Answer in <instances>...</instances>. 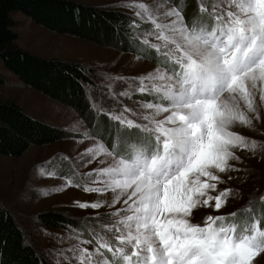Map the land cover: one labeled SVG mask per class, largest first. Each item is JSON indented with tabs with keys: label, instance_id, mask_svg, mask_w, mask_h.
I'll use <instances>...</instances> for the list:
<instances>
[{
	"label": "snow or ice",
	"instance_id": "snow-or-ice-1",
	"mask_svg": "<svg viewBox=\"0 0 264 264\" xmlns=\"http://www.w3.org/2000/svg\"><path fill=\"white\" fill-rule=\"evenodd\" d=\"M197 3L191 23L172 0L155 8L125 5L136 9L130 25L135 58L148 59L154 52L156 67L139 77L111 79L128 83L120 97L139 93L151 99L140 102L143 112L92 105L118 125L112 145L85 130L84 139L96 142L80 154V165L97 166L77 173L79 181L64 177L62 188L53 191L82 187L86 194L112 193L110 203H75L81 210L106 204L115 210L106 213L107 222L92 218L90 238L85 230H73L66 239L76 243L53 250L56 264L61 259L65 264H256L264 254V211L250 221L237 219L240 212L253 211L251 203L193 222L196 210L219 213L227 205L233 189L218 190L224 183L220 174L241 171L232 163H242L237 151L258 148L255 139L234 128L259 121L257 95L264 104V0ZM145 23L151 25L147 30L141 29ZM38 167L42 175L58 177L56 170Z\"/></svg>",
	"mask_w": 264,
	"mask_h": 264
},
{
	"label": "rangeland",
	"instance_id": "rangeland-1",
	"mask_svg": "<svg viewBox=\"0 0 264 264\" xmlns=\"http://www.w3.org/2000/svg\"><path fill=\"white\" fill-rule=\"evenodd\" d=\"M77 1L87 5L123 10L130 13L133 19L136 9L125 5L145 3L155 8L161 2V0ZM201 2L208 4L209 0H201ZM172 3L179 6L177 0H172ZM195 4L198 10L197 0H195ZM180 9L186 21L191 23L192 21H189L190 8ZM11 17L16 21V25L12 29L18 34L16 43L21 48L45 58L79 62L89 69L93 84L86 85V89L91 106L95 104L106 111L115 109L118 112L126 105L137 112L145 111L140 108V102L148 101L151 97L139 93H135L131 99L120 97L118 94L127 89L129 85L124 81L111 79L114 77L127 79L139 77L156 67L154 52L151 58L136 60L137 44L132 36L130 37L132 50L126 51L100 45L77 36L57 33L19 10L12 11ZM137 23L139 24L140 21L137 20ZM150 27V24H141V29L147 30ZM0 74L5 78V84L1 89L3 98L16 101L35 118L71 134L69 137L52 144L32 145L20 156L0 153L1 202L13 213L23 231L24 240L34 245L39 255L44 257L48 264H56V256L53 250L68 248L75 244V239H66L73 234V230H85V238H90L86 230L90 224H95V220L92 218L100 216L107 222L106 213L115 209H109L106 204L98 210L90 208L81 210L75 203L76 201L91 202L97 199L110 203L112 193L101 196L86 194L82 187H67L59 191H53V189L62 188L65 184L64 177H72L79 181L80 176L77 173L88 172L97 166L96 163L87 167L80 165V154L96 142L94 139H84L85 130L99 135L103 142L111 147L112 134L118 125L110 121L107 115H98L93 107L92 118L85 120L72 108L24 83L17 74L7 68L2 60H0ZM109 85L112 86L111 89ZM112 93L117 95L113 97ZM256 108L260 116L259 121L253 120L249 127L237 125L234 131L255 139L258 142V148L254 152L237 151L242 163L235 161L232 163L236 164L241 171H228L220 174L224 183L218 185V190L233 189L227 205L219 213L211 208L196 210L193 215L194 223H202L203 218L207 215H226L240 209H246L249 203H251L253 211L240 212L237 219L241 222L245 219L250 221L253 214L259 216L260 212L264 211V202L260 201V197L264 196V104H261L258 95ZM130 118L135 119L131 116ZM49 161L51 163H48ZM38 166L43 167L45 172L56 170L58 177L42 175ZM229 176L233 178L229 180ZM42 190L49 194L43 195ZM260 204L261 207L258 208ZM120 206L121 204H117L116 208ZM44 210L68 214L75 220L76 225L69 224L65 228L46 225L39 219V214ZM261 226L264 227V219H262ZM84 246L91 249L94 244ZM61 264H65L62 259ZM72 264H75V261ZM256 264H264V254L258 258Z\"/></svg>",
	"mask_w": 264,
	"mask_h": 264
},
{
	"label": "trees",
	"instance_id": "trees-1",
	"mask_svg": "<svg viewBox=\"0 0 264 264\" xmlns=\"http://www.w3.org/2000/svg\"><path fill=\"white\" fill-rule=\"evenodd\" d=\"M179 1V2H178ZM180 8H190L189 21L198 12L195 0H177ZM19 10L57 33L77 36L100 45L132 50L133 17L119 9L87 5L77 0H0V60L27 85L72 108L85 120L92 118L86 85L93 78L79 62L35 55L17 43L11 12ZM186 11V10H185ZM5 78L0 74V153L23 155L32 145H47L71 134L42 122L16 101L2 97ZM110 138V137H109ZM261 207V204L258 208ZM42 223L53 227L76 225L68 214L44 210ZM0 264H48L34 245L24 240L13 213L0 200Z\"/></svg>",
	"mask_w": 264,
	"mask_h": 264
}]
</instances>
